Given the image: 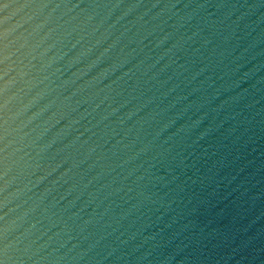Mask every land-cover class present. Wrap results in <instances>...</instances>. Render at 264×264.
Returning a JSON list of instances; mask_svg holds the SVG:
<instances>
[{
	"label": "water",
	"instance_id": "1",
	"mask_svg": "<svg viewBox=\"0 0 264 264\" xmlns=\"http://www.w3.org/2000/svg\"><path fill=\"white\" fill-rule=\"evenodd\" d=\"M0 264H264V0H0Z\"/></svg>",
	"mask_w": 264,
	"mask_h": 264
}]
</instances>
